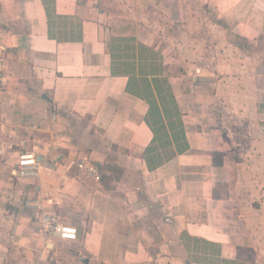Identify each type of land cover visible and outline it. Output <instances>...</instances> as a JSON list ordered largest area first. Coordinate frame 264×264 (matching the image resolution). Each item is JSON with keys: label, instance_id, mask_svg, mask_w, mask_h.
Masks as SVG:
<instances>
[{"label": "crops", "instance_id": "obj_1", "mask_svg": "<svg viewBox=\"0 0 264 264\" xmlns=\"http://www.w3.org/2000/svg\"><path fill=\"white\" fill-rule=\"evenodd\" d=\"M140 45L162 64L188 144L152 170L148 105L126 88ZM0 47V264L264 263V204L238 197L247 164L222 145L240 136L183 86L222 75L263 127L264 0H54L49 20L41 0H0ZM21 154L34 177L17 175ZM81 158L99 181L71 165ZM40 211L75 240L45 235Z\"/></svg>", "mask_w": 264, "mask_h": 264}, {"label": "trees", "instance_id": "obj_2", "mask_svg": "<svg viewBox=\"0 0 264 264\" xmlns=\"http://www.w3.org/2000/svg\"><path fill=\"white\" fill-rule=\"evenodd\" d=\"M41 1L49 20L54 0ZM48 36L55 37L50 26ZM112 48L111 46V51ZM131 49L134 50V46H131ZM138 49L137 55L131 52V62L126 66L130 69L128 73L131 75L126 88L128 92L143 99L148 105L145 123L152 132V139L144 150L143 160L147 169L152 170L176 153L186 151L188 144L171 86L167 78L162 75V64L153 54L149 55L144 46L140 45ZM111 57L115 59L116 55L111 53Z\"/></svg>", "mask_w": 264, "mask_h": 264}, {"label": "rangeland", "instance_id": "obj_3", "mask_svg": "<svg viewBox=\"0 0 264 264\" xmlns=\"http://www.w3.org/2000/svg\"><path fill=\"white\" fill-rule=\"evenodd\" d=\"M173 49H175V45L170 44L169 51H173ZM171 57H174V53H169L168 59H166L165 63L168 66L167 69H169L170 72L172 70L173 73L177 74L176 76H179L181 72H183V68L182 66H178L175 59L172 60ZM205 63L208 64V68H212L217 62L215 60H210L208 62L205 61ZM211 73H214V71ZM215 74L217 75L216 72ZM219 76L220 77L218 78L217 76L209 75V77L202 78L201 83L197 86L192 85L189 78H185L183 79V86L186 89L194 88L198 91L200 97L208 98V100L210 97L209 101H214V103H209L210 112L212 113L209 114V117L211 123L220 128L221 133L224 134L230 132L231 127L228 125H233V131L237 133V137L240 136V139L230 140L223 135L225 140H223L222 145L224 144L223 146L225 150L229 149V145H233L232 149L239 151V159L247 164L245 167L246 172L243 171L240 176L238 197H242L250 203L254 202V204H256L257 200H259L264 204V121H262L263 127L261 121H259V118L262 117L257 118L258 121L257 124H255L256 119L247 107L244 109L240 104L230 101L229 98L225 96L226 94H229L228 87H224V81L221 80L222 75ZM205 104L208 106V103ZM226 104L228 105L225 106ZM245 135H247V138ZM233 152L236 151H232V153ZM226 163L227 160L223 158L221 164L226 165ZM243 166L245 165L243 164Z\"/></svg>", "mask_w": 264, "mask_h": 264}, {"label": "built area", "instance_id": "obj_4", "mask_svg": "<svg viewBox=\"0 0 264 264\" xmlns=\"http://www.w3.org/2000/svg\"><path fill=\"white\" fill-rule=\"evenodd\" d=\"M0 47V56H1ZM3 83V73L0 64V85ZM71 165L84 176L99 181L101 178V169L97 164L88 162L86 159H78L71 162ZM38 162L31 154H21L16 168L19 177H34L36 175ZM30 203L28 202V205ZM41 210V207L38 206ZM40 228L45 235L56 233L59 239L73 241L77 235V229L74 226L61 222L58 214L53 212L40 211L38 214ZM264 264V263H263Z\"/></svg>", "mask_w": 264, "mask_h": 264}]
</instances>
